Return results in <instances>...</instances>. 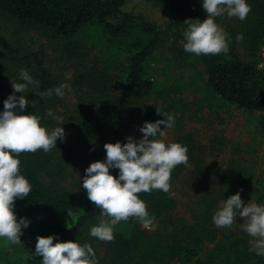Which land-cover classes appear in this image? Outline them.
Wrapping results in <instances>:
<instances>
[{
  "label": "trees",
  "instance_id": "obj_1",
  "mask_svg": "<svg viewBox=\"0 0 264 264\" xmlns=\"http://www.w3.org/2000/svg\"><path fill=\"white\" fill-rule=\"evenodd\" d=\"M135 0H0V15L23 27L43 30L65 45L66 49L85 50L96 36L106 45L103 48V69L91 66L87 72L94 88V108L87 109L86 116L65 132L63 141L57 140L56 148L49 152L22 153L20 174L31 184V192L24 199L15 200L14 212L17 219L30 220L37 212V236H55L57 242H80L86 232L99 222L101 209L89 201L87 193L79 196L65 187L57 185L52 174L63 170L57 149L74 158L86 153L94 162L106 160V143H127V137L134 135L132 106L143 93L142 73L144 64L162 42V30L140 13L124 10V6ZM166 17V36L175 41L184 40L188 25L186 20L207 18L203 0H153ZM251 11L244 21L239 18L217 17L216 23L224 29L228 38L229 51L221 53L222 59L212 63L206 72L205 85L217 99L249 113L264 112V68L256 66V56L264 43V0H246ZM243 35L238 42L236 37ZM85 37V38H84ZM86 40V42H85ZM237 45L245 47L248 59L241 58ZM83 53V52H82ZM86 55V53H84ZM220 55V54H219ZM121 57L127 63L122 66ZM119 66V67H118ZM39 81V92L58 87L56 76L41 65H32L26 70ZM83 74L79 78H83ZM93 77H96L94 80ZM11 81L22 83L19 75H0V112L9 95H25L28 106L18 114H35L41 117V126L47 130L56 128V120L45 116L51 109L57 116L59 98L53 94L43 98L35 94L31 86L28 95L14 93ZM28 96V97H27ZM264 126V117L261 120ZM100 130H103L98 136ZM185 166H177L171 173V181L182 174ZM224 171V170H223ZM223 177L209 170L207 166H195L191 174L198 182L207 181L212 187L199 195L186 208L189 218L173 215L175 200L170 190L165 193L153 190L140 193L139 198L147 205L151 217H155V231H146L136 218L120 222L114 227V240L104 242L107 252L101 262L122 264L125 256L136 258L135 264H264V259L250 250L246 238L232 235L231 242L220 240V233L213 223L220 198L235 195L241 185L244 171L240 166H227ZM110 174L119 177L118 169ZM245 176V174H244ZM220 180L223 182L220 184ZM55 181V182H54ZM242 201L246 195L241 191ZM255 203L264 205L263 196ZM164 231H161L162 229ZM23 235L27 228L22 229ZM219 237V238H218ZM3 238H0V243ZM109 255V256H108Z\"/></svg>",
  "mask_w": 264,
  "mask_h": 264
},
{
  "label": "rangeland",
  "instance_id": "obj_2",
  "mask_svg": "<svg viewBox=\"0 0 264 264\" xmlns=\"http://www.w3.org/2000/svg\"><path fill=\"white\" fill-rule=\"evenodd\" d=\"M124 10L144 15L163 32L161 44L144 64L143 93L132 106V118L134 135L139 141L143 138L139 128L145 122L163 120L162 114L173 115V127L165 130V137L157 138L163 139L166 144L180 143L188 149V166L171 182L170 190L175 200L172 214L189 218L186 208L198 199L207 187H212L207 181L197 182L194 179L191 172L195 166H207L218 174V179H224L222 175L227 166H240L245 176L243 174L237 190L246 195L244 205L254 202L261 195L264 198V126H261L264 112L249 113L237 109L217 99L205 85L207 69L217 57L222 59V55L197 56L185 52V40L175 41L166 36L165 14L153 0H135L125 5ZM94 36L96 37L91 42L86 43V51H74L66 49L64 44L43 30L23 27L0 15V75L12 77L19 75L21 69L27 70L32 65H41L56 76L58 86L68 85L64 97L57 96L60 103L57 105L56 114L63 119L56 124L57 127H63L64 132H69V127L74 125L77 119L84 117V113L86 116L87 109L93 111L94 108L95 92L87 72L91 66L103 69V48H106V45L108 47L107 43L104 45L97 38L100 37L99 31H95ZM236 48L239 56L247 60L245 47L237 45ZM260 52L261 50L256 56V66L264 68ZM120 59L125 67L126 57ZM80 74L84 75L82 79L79 78ZM26 94L28 95V91ZM157 110L162 114H157ZM161 130H164V125H161ZM101 132L103 130H100L97 136ZM53 153L59 155L63 170L59 174H52L49 180L54 178L60 187L68 188L79 196L83 195L86 192L82 187L85 169L94 159L88 153L74 158H67L59 149ZM222 182L223 180H220V184ZM222 200L226 201L227 198H220L218 206ZM37 218L36 212L29 220L27 233L20 237L21 243L12 245L6 244L4 239L1 240L0 264H41L42 257L34 255ZM243 223L244 220L237 217L231 228L216 226L221 242L230 243L231 236L235 235L239 239L246 238L251 248L250 241L253 238L243 230ZM143 229L155 231L156 223H153L150 229ZM79 243L90 244L99 262L107 253L103 247L104 241L92 237L90 230L86 232L84 242ZM261 258L264 259V256ZM121 261L122 264H135L136 258L129 255ZM102 264L113 263L106 261Z\"/></svg>",
  "mask_w": 264,
  "mask_h": 264
},
{
  "label": "clouds",
  "instance_id": "obj_3",
  "mask_svg": "<svg viewBox=\"0 0 264 264\" xmlns=\"http://www.w3.org/2000/svg\"><path fill=\"white\" fill-rule=\"evenodd\" d=\"M203 9L207 18L186 20L188 25L184 32L185 52L199 55H219L229 51L227 34L216 23L217 17L239 18L244 21L251 11L246 0H203ZM243 40V35L236 37ZM22 83L11 81L14 93H25L29 87L40 97L56 96L63 98L68 85L61 84L54 90L39 92V81L21 69ZM29 101L25 95H9L4 101L3 112H0V238L5 243H21L22 229L30 221L17 219L14 212L15 200L24 199L31 192V184L20 174L21 161L17 158L22 153H35L39 150L49 152L56 148L57 140L63 141L66 134L63 127H56L50 132L41 126V117L22 113ZM45 116L58 123L62 117L55 116L51 109L45 110ZM157 114H162L157 110ZM163 120L154 123L145 122L139 131L143 138L136 141L127 137V143H106V160L90 164L85 169L82 187L95 207L101 209L99 222L91 227L90 235L104 242L114 240V227L120 222L136 218L145 229H150L155 217L147 211L146 203L139 198L140 193H151L153 190L170 192L171 173L179 165L188 166V149L180 143H165L166 129L174 125V116L162 114ZM164 125V130H161ZM110 169H118L119 177L110 174ZM237 217L244 220L243 230L253 239L250 241L257 255L264 256V205L250 202L244 205L240 192L226 201L222 200L213 215L217 227L231 228ZM55 236L36 237L35 256L42 257L41 264H98L96 254L88 243L57 242Z\"/></svg>",
  "mask_w": 264,
  "mask_h": 264
},
{
  "label": "built area",
  "instance_id": "obj_4",
  "mask_svg": "<svg viewBox=\"0 0 264 264\" xmlns=\"http://www.w3.org/2000/svg\"><path fill=\"white\" fill-rule=\"evenodd\" d=\"M261 52H260V55L262 56V58H263V61H262V63L264 64V44L261 46Z\"/></svg>",
  "mask_w": 264,
  "mask_h": 264
}]
</instances>
